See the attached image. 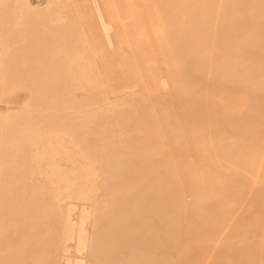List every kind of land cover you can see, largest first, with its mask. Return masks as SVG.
<instances>
[{
  "label": "bare ground",
  "instance_id": "obj_1",
  "mask_svg": "<svg viewBox=\"0 0 264 264\" xmlns=\"http://www.w3.org/2000/svg\"><path fill=\"white\" fill-rule=\"evenodd\" d=\"M70 11L73 21L88 28L92 43L85 41L81 54L68 52L64 77L70 83L62 82L67 90L32 91L35 96L22 101L0 98L1 124L20 120L13 148L21 152L15 163L0 154V264H203V240H220L224 233L204 237V226L221 215L214 208L235 211L238 197L230 194L210 209L216 220L208 208L199 209L213 200L210 191L206 201L204 190L212 171L206 173L210 166L194 145L204 139L205 124L217 125L211 109L221 110L215 115L232 121L236 138L247 141L246 162L254 174L247 184L235 178L240 146L233 140L222 146L220 158L227 162L222 159L221 169L237 173L233 181L243 187L257 182V196L264 199V0H0V88L16 77V33L25 16L64 22ZM49 73L55 75V66ZM28 110L34 113L30 122L24 121ZM244 197L239 201L246 203ZM252 215L243 217L262 224L260 230L236 218L239 236L231 227L229 236L225 227L228 247L221 250L239 251L236 260L244 262L248 255L242 251H252L247 262L264 264V252L263 258L257 252L264 248V221ZM48 217L55 223L52 234L39 225ZM138 232L145 249L126 258L120 248Z\"/></svg>",
  "mask_w": 264,
  "mask_h": 264
},
{
  "label": "rangeland",
  "instance_id": "obj_2",
  "mask_svg": "<svg viewBox=\"0 0 264 264\" xmlns=\"http://www.w3.org/2000/svg\"><path fill=\"white\" fill-rule=\"evenodd\" d=\"M39 16V14L38 15H30V20L27 18V16H25L24 18V23L21 25V29H19L18 30V32H20V33H16L18 36H20L19 37V40H16V42L19 44V50H15V53L17 54V55H19L20 53H22L23 54V57H17L16 56V54H15V59H19V62L17 63V72H16V77H10V78H8L7 80H6V82H5V85H4V87H1L0 88V98L2 97H4L3 99H6V98H8V97H10V96H18L20 99H19V101H22V100H24V98H28V97H30V96H35V94L32 92V91H39V90H43V91H45V92H47V93H53V92H57V93H62V90H67L66 89V86H68L69 87V85L67 84V83H70V81H69V79L68 78H65L64 76H65V74L67 73L66 72V62H64V60L65 59H67L68 58V52L71 50L74 54H81L82 52H83V50H84V48H85V45H84V42L85 41H88V42H91L92 43V41H91V39H90V34H89V30H88V28L86 27V26H84V25H82V24H80V23H76L75 22V20L73 21V19L75 18L74 16H75V14L73 13V12H69V13H67V17L69 18V21L68 20H66V21H64V22H55V21H51L49 18H47L46 16H42L41 17V14H40V17H38ZM28 17H29V15H28ZM32 17H34V18H32ZM37 17V18H36ZM32 18V19H31ZM28 19V20H27ZM25 20H27V21H25ZM70 24H69V23ZM23 26V27H22ZM23 28H25V29H23ZM21 30H22V32H21ZM24 31V32H23ZM86 31V33H87V37H84L83 36V32H85ZM23 34V35H22ZM24 38V39H23ZM21 39V40H20ZM25 44V45H24ZM22 45V46H21ZM20 49L22 50L21 52H20ZM24 50V51H23ZM23 59V60H22ZM25 59V60H24ZM51 66H55V75L54 76H51V74L49 73V71H50V68H51ZM51 77V78H50ZM54 78V80H53V78ZM66 80H68L69 82H67V83H65V84H63L64 83V81H66ZM49 82L51 83V85H48L49 84ZM52 82H53V84H54V82H57V85L55 84V86L54 85H52ZM63 82V83H62ZM59 84H62V85H59ZM67 84V85H66ZM63 85H65V87L63 86ZM67 87V88H68ZM76 93H79V92H81L82 90L81 89H75L74 90ZM2 103V102H1ZM0 103V104H1ZM2 106H5V104L4 103H2L1 105H0V107L3 109V108H5V107H2ZM211 109V108H210ZM210 109H207L205 112L207 113V111H209L210 112ZM15 110H17V109H15ZM212 111H211V114L209 113V117H210V120H216L217 119V125H215L214 123H210V122H208V124H209V126L210 127H208V124H205V126L207 127V129H206V127H203V128H201V130L203 131L202 133H204L205 131H206V133H204V134H206V135H203V138L204 139H202L201 141H197L196 143H194V145L196 146V148H197V154H199V155H201V157H203L204 159V163H205V161H207L205 164V166H206V169H207V163L209 164V166L210 167H208V169H207V174L209 175V173L208 172H210V170L212 171L211 172V175L209 176V179H213V183H211L212 181H209L208 182V180L209 179H206L207 180V182H205V184H204V190H205V192H206V196H207V198H206V201H208L207 199H209L210 197H212V199L213 200H209V202H212L213 204V207L211 206V207H209L210 205V203L208 202V204L206 203V205H202V206H204V207H200L199 209L200 210H202V211H205V210H207V208H208V210H210V209H213L214 208V206L216 205V206H218V201L220 202H227V200H229V199H227L228 197L229 198H231L232 197V195L234 196V195H236V196H238L239 197V195H240V193H241V197H239V198H242V196H245L246 197V199H245V197L243 198V199H245V201H246V203L243 201V200H241V201H239L240 199L237 197H232L233 199H235V201L237 202V203H235V204H233V205H235L237 208H235L236 210L234 211V208L232 207L233 205H231V207H229L230 209H232V211H230L224 204H222V207H220L221 205H219V207L220 208H223V206L224 207H226V208H224L225 210H226V212H227V210L231 213L232 212V217L230 216V214L229 213H227L226 214V216H227V218H225V219H222V217H224L225 216V214H224V212H225V210H224V212H223V210H221L222 211V213L224 214H222L221 213V211H220V213H219V210H217V208H214V210L216 211L215 212V214L217 213L218 214V216L221 214V215H223L222 217H221V215L219 216V218H217V220L214 218V210H210L211 212H213V213H211V212H209L211 215H210V217H212V218H214L215 220H216V222H218L219 221V224H215V225H213V223H216V222H214L213 221V223L211 222H209L210 224V226L209 225H205L204 226V229H203V231L202 232H208V230L209 229H211V227L213 228V229H216V231H217V229H218V227L219 228H221L220 229V231H219V229H218V231L216 232L215 230H209V232H208V234H207V232H206V234L204 233H202L203 235H204V237H207V236H209L210 235V233L212 234V233H221L222 231H224V233L222 232V235H221V237L223 238L224 236H223V234H225L226 233V230L227 229H234V225H236V224H238V220H239V218L240 219H242L243 221H246L247 223H249V224H251V226H253V227H255L256 229L258 228L259 229V226H262V224H256V225H253V224H255V222H256V220H255V222L252 224V223H250V221L248 220V219H254L255 217H254V215H252V214H256V216L258 217L259 215H261L260 217H262V219H263V221H264V218H263V215H264V213H261L262 211L264 212V199L261 197V198H259V196H257L258 195V193L259 192H256L259 188H257V185H258V183L256 182V183H254V184H249V186H242L241 184H240V181H238V183H234V181H233V179H234V177H235V175H238L237 173H235V172H232V170H229V169H221V167H222V164H221V161H222V159L224 160L223 162H227L223 157H222V159L220 158L224 153H223V151H221L222 149H224V147H222V146H224V144L227 142V141H229V140H233L234 142H236L239 146H240V149H239V151H238V153H237V157H236V160H237V171L239 172V175L238 176H236L235 178H239L240 180H244L245 181V183L247 182L248 183V178L251 176L252 177V175L254 174L253 172L251 173V171L249 170V167H248V165H247V162H246V157H247V148L249 147V145H247L248 143H247V141L245 140V139H243V140H240V139H237L236 138V136L235 135H237L238 133H236L235 132V134H234V130H232V129H230V123L232 122H230L229 120H227V118H223L224 117V115H223V117H222V115H221V117L219 116V114H221L220 112H222L221 110L219 111V114H217V115H215L216 113L214 112V108L213 109H211ZM47 111H50L51 112V110H47ZM215 111H217V110H215ZM218 111H217V113H218ZM212 113H214V117L213 116H211V115H213ZM33 111L32 110H28L27 111V113H26V118L24 119V121H26V122H30V121H32L33 119H32V116H33ZM53 116V118H52V120L54 119V120H56V117L57 116H55V115H52ZM51 116V117H52ZM212 118V119H211ZM206 119H208V117L206 116ZM219 119V120H218ZM227 121H226V120ZM0 120H2V119H0ZM2 122H3V120H2ZM5 122H7V123H3V124H1V121H0V154H5V155H7L8 157H10V159H9V161H11V162H13V163H15V162H17L18 161V158H17V156L19 155V154H21V152L20 151H18V150H15L14 148H13V145H14V143H13V139L15 138V135H14V130L16 129V127H18L17 126V124L20 122V120L19 119H17V118H10V119H8L7 121H5ZM225 122V123H224ZM227 122H229V123H227ZM221 123V124H220ZM232 124V123H231ZM222 125V126H221ZM211 126H215V127H213V128H211ZM221 126V127H220ZM245 127V126H244ZM208 128H210V129H208ZM227 129H229V132L232 134H229V133H227V132H224L223 130H227ZM250 129V128H249ZM249 129H248V132H249ZM220 130H222V132L220 131ZM243 131H244V129H243ZM208 132V133H207ZM213 132V133H212ZM247 132V133H248ZM210 133V134H209ZM212 133V134H211ZM221 133H222V136H221ZM224 133V134H223ZM208 134H209V136H210V138H211V141L210 142H212V145L210 144V142H208L209 140H210V138H208L209 136H208ZM214 134H216L215 136H213ZM227 134V135H226ZM248 135V134H247ZM246 135V138H248V137H250V135L249 136H247ZM212 136L214 137V138H212ZM215 138H216V140H215ZM209 139V140H208ZM214 139V140H213ZM213 140V141H212ZM208 143V144H207ZM210 144V145H209ZM198 146V147H197ZM199 148V149H198ZM218 149V150H217ZM199 150L201 151V153L199 152ZM216 153H215V152ZM176 152L177 153H179V152H181V153H188L190 156H193V152H191V151H179V150H176ZM211 152V153H210ZM212 152H213V154H212ZM220 152V153H219ZM209 153V154H208ZM216 155H215V154ZM219 153V154H218ZM223 153V154H222ZM220 154H221V156H220ZM204 155V156H203ZM207 155H212V156H207ZM214 155V156H213ZM218 155H219V158H220V164H218V159H216V157H218ZM206 157V158H205ZM207 157L208 158H210L211 160H207ZM212 157V158H211ZM215 158V159H214ZM213 159V160H212ZM215 160H216V162H217V164H216V162H215ZM211 162H213V164L211 165ZM203 163V164H204ZM213 166H214V168H213ZM218 166H220L219 167V169H217V167ZM216 167V168H215ZM224 167V166H223ZM210 169V170H209ZM212 169H214V171L212 170ZM221 169V170H220ZM209 170V171H208ZM217 172H216V171ZM225 170H226V172H225ZM254 171V170H253ZM161 172L162 173H166L167 172V170H166V168H163V169H161ZM255 172V171H254ZM215 173H218V176L215 174ZM221 173H223L224 175H225V177H224V175L222 176V177H224V180L222 179V177H221ZM256 173H258V171H256ZM214 176H215V178H214ZM220 176V179L219 178H217V177H219ZM230 176V177H229ZM232 176H234V177H232ZM211 177V178H210ZM228 177V178H227ZM217 180V181H216ZM216 182H217V185H216ZM210 183V184H209ZM215 183V184H214ZM228 183V184H227ZM246 183V184H247ZM221 186V187H220ZM228 186V187H227ZM244 188V190H243V188ZM209 189V190H208ZM223 189V190H222ZM226 189V190H225ZM232 189H233V191H232ZM222 190V191H221ZM242 190V191H241ZM210 191H211V193H210ZM223 191H224V194H223ZM229 191H230V193H229ZM227 192V193H226ZM231 192H233V193H236V192H238V194L236 193V194H233V193H231ZM243 192H244V195H243ZM247 192V193H246ZM210 193V194H209ZM229 193V194H228ZM250 195H249V194ZM256 193V194H255ZM208 194H209V196H208ZM230 194H232L231 196H229ZM245 194H247V196L245 195ZM252 195V196H251ZM254 195H256L257 196V198H256V196H254ZM215 196H217V198L215 197ZM249 196H251V197H253L254 196V199L252 198L251 199V197H249ZM215 197V198H214ZM248 197H249V200H247L248 199ZM223 198H225V199H223ZM217 199V200H216ZM218 199H220V200H218ZM227 199V200H226ZM263 199V200H262ZM223 200V201H222ZM226 200V201H225ZM238 200V201H237ZM253 202H252V201ZM258 200V201H257ZM260 200V201H259ZM214 201V202H213ZM234 201V200H233ZM247 201H249V202H247ZM216 202V203H215ZM232 202V201H231ZM230 202V203H231ZM241 202V203H240ZM250 202H252V204H250ZM238 203H239V206H238ZM242 203H244V204H247L248 203V206L247 207H252V208H250V211H248L249 210V208L247 209V207H246V205H244V204H242ZM253 203H255V204H253ZM259 203H262V205L261 204H259ZM204 204V203H203ZM220 204V203H219ZM241 205V206H240ZM244 205V206H243ZM259 205V206H258ZM206 206V207H205ZM229 206V205H228ZM234 206V207H235ZM244 207H246V210H245V208ZM256 207H261V208H256ZM263 207V208H262ZM245 212H247V213H242L243 211L241 210V209ZM219 209V208H218ZM259 209H261V210H259ZM237 210H239V211H237ZM240 210L242 211L241 213H239V218H237V212H240ZM201 211V212H202ZM218 211V212H217ZM225 212V213H226ZM256 212V213H255ZM260 212V213H259ZM205 213V212H204ZM209 213H207V215H206V213H205V217H209L208 216V214ZM259 213V214H258ZM77 214V213H76ZM213 214V215H212ZM236 214V216L235 217H233L234 215ZM245 214V215H244ZM242 215V216H241ZM249 216V217H246V216ZM193 216L194 217H199V216H197V215H194L193 214ZM203 215H200V217H204ZM225 216V217H226ZM245 218H248L247 220L246 219H244V217ZM204 217V218H205ZM209 217V218H210ZM215 217H216V215H215ZM256 217V218H257ZM259 217V218H260ZM211 218V219H212ZM229 218V219H228ZM230 218H232L231 220H230ZM238 219L237 221L235 220V219ZM106 219V218H105ZM206 219V218H205ZM208 219V218H207ZM213 219V220H214ZM220 219V220H219ZM225 220V222H223ZM242 220H241V222H242ZM261 220V219H260ZM260 220H257L258 222L260 221ZM102 221H103V219H102ZM206 221H209V219L208 220H206ZM221 222V223H220ZM223 222V223H222ZM229 222V223H228ZM240 222V221H239ZM243 223V224H247V223ZM208 223V222H207ZM206 223V224H207ZM228 223V224H227ZM236 223V224H235ZM257 223V222H256ZM260 223H262L261 221H260ZM131 224H133L137 229H140V225H139V223H137V221H135V220H132L131 221ZM224 224V225H223ZM226 224V225H225ZM240 224V223H239ZM39 225L40 226H44L48 231H49V233L50 234H52L51 233V230H53L54 228H55V223H54V221L52 220V219H50L49 217L48 218H44V219H42V220H40L39 221ZM248 225V224H247ZM263 225H264V222H263ZM209 227V229H208V227ZM216 226V227H215ZM250 226V225H249ZM215 227V228H214ZM226 227V228H225ZM231 227V228H230ZM236 227V226H235ZM240 227V226H239ZM264 227V226H263ZM226 230H225V229ZM241 228H242V226H241ZM244 228V227H243ZM242 228V229H243ZM246 228V227H245ZM244 228V229H245ZM255 228H253V230L254 231H257L258 232V230H255ZM262 228V227H261ZM208 229V230H207ZM223 229V230H222ZM231 229V230H232ZM236 229H238V228H236ZM249 229V228H248ZM231 230H227V234H229L228 232H230L231 234H233V231L234 232H238V231H236L235 229L233 230V231H231ZM247 230V229H246ZM260 230V229H259ZM211 231V232H210ZM214 231V232H213ZM239 231H240V228H239ZM251 231V230H250ZM250 231H249V234H248V236L251 234L250 233ZM262 231V232H261ZM261 231H259L260 233H263L264 231L263 230H261ZM256 232V233H257ZM244 232H242L241 231V233L240 234H243ZM247 233H248V231H247ZM254 233V235H255V232H253ZM215 234H212V236H215ZM216 234V236L215 237H219V235H217ZM227 234H225V235H227ZM231 234H229V236L231 235ZM234 234H237V233H234ZM244 235H247L246 233L244 234ZM254 235H253V237H254ZM132 236V237H131ZM130 237H128L127 238V240H126V243H128V245L127 246H125L123 249L122 248H120V252L126 257V258H129V257H131L132 255H133V252L134 251H136V250H141V249H145V245H144V243H143V239H142V237L139 235V232L138 233H133L132 235H131ZM139 236V237H138ZM235 236H239V232H238V235H235ZM251 236V235H250ZM249 236V237H250ZM257 236V235H256ZM220 237V240L222 239ZM226 237V236H225ZM245 237H247V236H244V238H242V240L243 239H245L244 241L246 242L247 240H246V238ZM251 238V237H250ZM204 239V238H203ZM212 239V237H208V241H207V239L205 240H203V241H205V246H204V250H206V255H205V259L203 260V264H250V261H249V263L247 262L248 261V259H251L252 257L250 256V254H252L251 252H249L250 254H246L247 253V251H242L243 252V254H245V256L246 255H248V259H244L246 262H244L242 259V261H237L236 259H237V256H236V254H238L239 253V251L238 250H242L243 248L242 247H245L244 245L242 246V241H238L237 240V242H240V244H238V245H240V249H239V246H237V242H236V247H238V249H237V253H235V251L233 252V253H230V251H226V250H224V249H227V248H225V247H228L227 245H226V238H223L221 241L220 240H217V238H216V240H215V238H214V240H211ZM224 239H225V241H224ZM238 239H241V238H238ZM252 239V238H251ZM254 239V238H253ZM257 239V238H256ZM259 237H258V239H257V241H259ZM235 240H236V238H235ZM192 241H194V239H192ZM211 241H212V244H211ZM214 241V242H213ZM234 241V240H233ZM249 241V240H248ZM251 241V243H252V240H250ZM220 242H222V244L220 245ZM234 242V243H235ZM244 242V243H245ZM225 243V244H224ZM248 244V243H247ZM255 244V243H254ZM258 244V243H257ZM224 245H226L225 247H223L224 249H222V250H224L223 252H222V250H221V247L222 246H224ZM252 245V244H251ZM251 245H249L248 244V246L249 247H251V250L253 249V250H255ZM253 246H255L256 247V250H257V246H256V244L255 245H253ZM236 247H234V246H232V249L233 248H236ZM248 247V248H249ZM259 247H260V245H259ZM230 248V247H229ZM229 248H228V250H229ZM246 248V247H245ZM262 247H260L259 249L261 250V251H257V252H259V255L261 256L262 255V253L264 252V251H262L263 249H261ZM231 249V248H230ZM247 249V248H246ZM245 249V250H246ZM229 252V253H228ZM244 252H246V253H244ZM261 252V253H260ZM228 253V254H227ZM256 253V252H255ZM170 254L172 255V257H173V259L176 261V262H178L179 261V259L177 258V253H176V250H174V249H170ZM233 254H235V256H236V258L234 257V255ZM238 255H240V254H238ZM253 255V254H252ZM258 255V254H257ZM258 255V257H260ZM242 256V255H241ZM244 256V257H245ZM251 258H250V257ZM254 256V255H253ZM231 257V258H230ZM240 257V256H239ZM243 256H242V258H244ZM256 257V256H255ZM262 257V256H261ZM260 257V258H261ZM241 258V257H240ZM254 258V257H253ZM263 258V257H262ZM259 259V258H258ZM258 259L255 261V262H257L258 261ZM254 260V259H253ZM261 261V259L258 261V263ZM263 261H264V259H263ZM116 264H119V263H116ZM252 264V263H251ZM259 264H261V262L259 263ZM262 264H263V262H262Z\"/></svg>",
  "mask_w": 264,
  "mask_h": 264
}]
</instances>
